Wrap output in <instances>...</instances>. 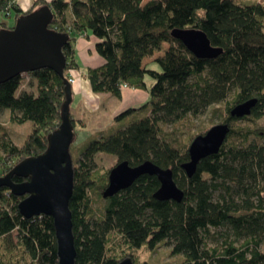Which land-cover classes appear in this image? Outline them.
<instances>
[{
	"label": "trees",
	"instance_id": "obj_1",
	"mask_svg": "<svg viewBox=\"0 0 264 264\" xmlns=\"http://www.w3.org/2000/svg\"><path fill=\"white\" fill-rule=\"evenodd\" d=\"M143 1L35 0L23 12L16 0H0V16L13 17L14 25L22 15L43 6L50 9L49 29L70 37L63 48L66 80L79 69L77 38L92 35L97 39L95 52L104 60L98 68L86 70L93 93L121 100L127 87L145 90L150 97L116 115L115 121L136 116L112 135L92 140L80 159L74 160L70 151L75 264H119L134 252H155L162 245L170 248L172 258L181 257L180 264H264L260 251L264 241V143L251 140L257 136L251 125L264 117V2ZM14 25L0 20V30ZM175 29L202 31L222 54L197 59L173 38ZM151 58L160 72L144 64ZM146 76L154 81L150 88ZM28 77L36 82L37 93L22 92L21 76L0 84V116L8 111L12 122H29L32 127L19 146L0 125V177L27 158L46 152L48 136L62 124L65 79L47 68ZM255 98L250 116L230 115L234 106ZM222 105L226 113L222 124L230 126L227 139L219 153L202 159L189 178L181 166L189 162L188 148L194 139L190 136L184 149H178L165 139L164 127L188 123ZM71 119L75 143L72 114ZM245 122L248 125L239 124ZM103 153L132 167L151 161L171 169L183 191L182 202L156 200L153 194L160 185L150 175L104 200L109 172L101 174L93 164L94 157ZM12 180L15 184L25 181L17 176ZM94 191L104 202L98 209L92 208L89 198ZM23 199L6 188L0 190V264H58L52 218L25 219L18 211Z\"/></svg>",
	"mask_w": 264,
	"mask_h": 264
},
{
	"label": "water",
	"instance_id": "obj_2",
	"mask_svg": "<svg viewBox=\"0 0 264 264\" xmlns=\"http://www.w3.org/2000/svg\"><path fill=\"white\" fill-rule=\"evenodd\" d=\"M53 13L47 6L22 15L10 30H0V84L17 76L28 75L45 68L65 79L66 57L63 48L69 41L68 34L49 29ZM197 59H215L223 50L212 47L200 30L186 29L172 33ZM66 98L61 109V125L48 136L46 152L30 157L16 165L4 177H0V190L8 189L14 196L24 197L18 205L19 213L27 220L47 216L54 222L58 264H75L76 249L72 232L73 221L69 205L73 193L74 166L70 147L74 141V125L71 119L73 89L65 79ZM257 99L244 101L230 110L234 118L250 116ZM230 126L218 124L205 134L196 136L189 146V162L181 168L191 178L202 159L219 153L227 139ZM154 176L160 188L153 194L158 201L182 202L183 191L174 180L171 169L158 167L151 161L132 167L128 162L117 163L108 173L107 188L102 198L108 199L127 190L141 176ZM25 180L14 183L13 177ZM119 264H133L128 258Z\"/></svg>",
	"mask_w": 264,
	"mask_h": 264
},
{
	"label": "rangeland",
	"instance_id": "obj_3",
	"mask_svg": "<svg viewBox=\"0 0 264 264\" xmlns=\"http://www.w3.org/2000/svg\"><path fill=\"white\" fill-rule=\"evenodd\" d=\"M149 1H152V0H144L143 4ZM235 1L237 3H240V2L251 3L252 1H258L259 3L264 2V0H235ZM0 20L4 21L7 24V26L14 25L13 17H10L9 19H7L6 17L2 15L0 16ZM166 48L167 47L165 45L164 50ZM157 55L159 54H155L154 57H156ZM160 56H163V55L160 54ZM153 60L154 58L146 59L144 61V64L150 67L151 70L160 72L161 71L160 67L155 63L152 64ZM145 82L147 83L149 88L152 87L154 83V81L149 76H146ZM22 88H24L22 92L26 90L32 93H37L36 82L31 79H28V81L24 80L21 89ZM79 101L80 99L78 100L77 98L75 99L73 98V102L70 106V110L73 113L75 112L74 110L77 107L79 106L81 107V104ZM214 108H218V111H215ZM214 108L208 109L203 114H201V116H199L198 118H194V117L191 118L190 122L188 123L179 122V124H169L168 126H165L164 127L165 139L168 141V143L170 142L174 147L178 149H184V146L187 145L188 143L187 141H189L188 138H190V136L194 139L196 136L205 134L209 129L212 128V126L222 124L223 119L226 116L224 105L220 107H214ZM107 109L112 111L111 110L112 108L110 106L109 107L107 106ZM90 115L88 112H86L85 116L83 117V121L88 123L86 125L87 127L84 128V126L81 125L82 122L77 120L80 114L78 116L75 114L73 116L72 114V118H74V121L76 122V129H77L76 130L77 141L73 143L71 150H70L73 155L74 160L80 159L81 153L84 152V150L90 145L92 140L96 138L97 139L101 138L102 135H106V136L112 135L113 132H115L114 130H117L120 127L124 125H128L132 121H134L135 116H136L135 115V116L126 117L122 121H115L114 119L113 121H111L110 116L107 115L105 116L106 118H99L100 125H95L96 123L92 125L91 123L88 122L89 121L88 117ZM140 117H142V115ZM239 124L241 126L248 125V123L246 122L239 123ZM0 125H2L6 129L7 135L10 137L13 143L19 146L24 143L25 138L27 137V134H29V132L32 129L31 124L29 122H25L23 124L17 123L16 120L12 122L11 114H9L8 111L2 112V115L0 116ZM251 126H252L253 131L257 132V136L256 135L251 136L252 137L251 140L255 143H264V117H262L256 123V125H251ZM93 164L96 167V170H98L102 174L107 171L109 172L111 169H113L117 165V160L115 157H112L108 154L103 153V154H97L94 157ZM89 198L92 200L93 209L94 208L98 209L99 205L104 204V202L103 203L100 202L99 192L94 191V193L93 192L89 193ZM239 243L237 245H239ZM260 251L264 253V241L261 243ZM131 259H132L133 264H180L182 262L181 257L172 258L170 256V248L166 245L160 246L155 252H152V251L149 252V251H146L145 249H141L138 252H134L133 257Z\"/></svg>",
	"mask_w": 264,
	"mask_h": 264
},
{
	"label": "crops",
	"instance_id": "obj_4",
	"mask_svg": "<svg viewBox=\"0 0 264 264\" xmlns=\"http://www.w3.org/2000/svg\"><path fill=\"white\" fill-rule=\"evenodd\" d=\"M34 1L35 0H16L23 12L29 11L31 6L34 4ZM96 42L97 39L92 35H90L88 38H85L84 36L77 38L75 44V56L79 64V69L77 73L70 72L71 76L75 80V83L72 85V97L74 99H80L79 102L81 104V107H77L74 110V113L71 110L70 111L73 116L74 114L77 116L80 114L77 120L83 123H81V125L84 126V128H86V125L88 124L83 121V117L85 116L86 112H88L89 115L91 113L93 114L88 117L89 123L92 125H94V123H96L95 125H100L99 118H106L105 116L109 115L111 121H113L114 116L123 112V110L127 108L138 107L150 99L148 93L145 92V90H131L127 87L123 88L122 90L121 100H118L113 96L111 97L108 94L97 95L93 93L90 83L86 78V70L88 68H98L104 63V60L95 52ZM23 80L27 81L25 76H23ZM107 106H110L112 111L108 110Z\"/></svg>",
	"mask_w": 264,
	"mask_h": 264
},
{
	"label": "built area",
	"instance_id": "obj_5",
	"mask_svg": "<svg viewBox=\"0 0 264 264\" xmlns=\"http://www.w3.org/2000/svg\"><path fill=\"white\" fill-rule=\"evenodd\" d=\"M23 76H25V79L28 81V79H29V77H28V75H23ZM22 76V77H23ZM69 82L71 83V85H73L74 83H75V80L72 78V76L70 75V79H69Z\"/></svg>",
	"mask_w": 264,
	"mask_h": 264
}]
</instances>
